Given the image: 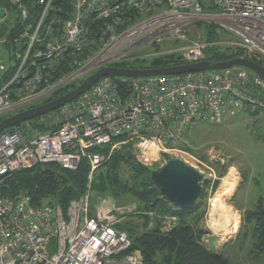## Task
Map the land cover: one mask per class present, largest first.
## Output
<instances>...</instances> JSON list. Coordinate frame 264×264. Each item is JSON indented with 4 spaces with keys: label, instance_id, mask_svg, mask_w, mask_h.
Wrapping results in <instances>:
<instances>
[{
    "label": "built area",
    "instance_id": "2783aa9c",
    "mask_svg": "<svg viewBox=\"0 0 264 264\" xmlns=\"http://www.w3.org/2000/svg\"><path fill=\"white\" fill-rule=\"evenodd\" d=\"M10 2L22 29L0 35V76L14 67L0 87V115L164 41L187 42L178 48L184 63L212 60L211 52L264 66V0H74L64 22L49 19L53 0L33 1L41 7L34 18L26 0ZM10 20L9 10L0 8V33ZM194 22H206L218 37L189 42ZM227 34L234 38L221 37ZM239 113L258 116L253 131L264 135V77L238 66L104 77L62 107L1 132L0 264H144L116 215H91L89 190L64 210L60 204L35 206L27 193L6 195V180L38 164L77 170L82 161L91 180L109 158L100 148L129 142L148 162L151 153L176 151L177 143L194 146L190 134L201 123H222ZM53 238L55 251L49 247Z\"/></svg>",
    "mask_w": 264,
    "mask_h": 264
},
{
    "label": "rangeland",
    "instance_id": "374dc122",
    "mask_svg": "<svg viewBox=\"0 0 264 264\" xmlns=\"http://www.w3.org/2000/svg\"><path fill=\"white\" fill-rule=\"evenodd\" d=\"M189 27L191 28L188 31L189 42L215 40L213 37H208L212 33L207 29L208 24L206 22H194ZM221 37L234 38L232 34ZM184 44H187V42L164 41L159 45H148L132 54L128 62L135 66H145L162 56L176 55L181 57L178 48ZM244 69L251 71L245 67ZM89 75L77 78L74 83L81 84ZM51 96H47L34 103L44 102L45 99ZM29 105L31 104H24L1 115H12L21 111V108H29ZM256 117L258 118V116ZM256 117L254 115L239 113L237 116H226L222 123L200 124L190 134V138L194 142V146H192L193 151L177 148L176 151L154 152L150 154L151 160L143 162L137 158L132 143L126 142L117 146V148L107 150L108 160L115 150H124L128 146L130 148H126V150L132 151L135 163L145 165L149 168L150 172L162 168L170 158H181L206 177V180L202 183V196L195 205L196 211L186 216L187 222L195 230L203 232L202 243L209 250L227 257L231 264H264V251L259 253L255 251L256 248L254 246L253 231L256 217L253 216L251 218L248 216L249 211L254 212L258 211V208H264V135H258L253 131ZM261 117L263 116L261 115ZM132 168V164L127 163L121 164L120 167L122 180L129 181L131 186L135 185V182L131 179ZM138 183L140 184V182ZM87 190L91 193L90 210H92L93 204L96 201V209L102 206L106 207L105 211L108 210L107 205H116V207H112L108 212L110 211L111 215L117 216L119 219L118 224L124 221L127 222L137 213L144 212L145 205L139 204L132 194L124 193L116 195L113 192L111 194L110 192L108 194H100L94 191L93 177L88 181ZM216 194H222L226 202L239 217V227L232 229L227 234L215 233L210 228V202ZM102 202L106 203L104 205L100 204ZM123 209H125L124 212H122ZM94 212L100 213L103 211L97 209ZM144 214L150 220L147 226L148 230L159 229L163 233L168 232L169 229L179 224L180 221L178 216L170 213L157 214L155 211H147ZM143 226H137L138 231L140 230L139 232H146L142 230ZM49 247L50 250L55 251L57 247L56 238L51 240Z\"/></svg>",
    "mask_w": 264,
    "mask_h": 264
},
{
    "label": "trees",
    "instance_id": "16d2710c",
    "mask_svg": "<svg viewBox=\"0 0 264 264\" xmlns=\"http://www.w3.org/2000/svg\"><path fill=\"white\" fill-rule=\"evenodd\" d=\"M33 1L35 0H26V4L32 12L31 18H34L41 10L40 6L33 4ZM73 6L74 0H53L49 19L57 18L61 22L66 21L73 13ZM0 8L3 14L6 13V10H9L11 19L9 24L4 25L0 35L15 36L22 29L19 20L15 18V15L17 16L18 14L17 6L13 5L10 0H0ZM31 18L29 22H32ZM15 19L16 21H14ZM211 33L208 37H213V39L218 37L216 29ZM208 58L221 61L229 60L230 57L208 52ZM128 61L127 59L116 62L111 64V66L159 68L184 63L176 55H166L156 58L152 63L145 66H135ZM13 73L14 67L8 66L6 72L0 76V87ZM78 84L73 82L67 85L62 90L52 94V96L50 95V98L45 99L41 103L48 102L65 94L76 88ZM41 103L37 102L29 105V107L37 106ZM23 109L21 108V110ZM6 116L0 115V121ZM120 140L122 138H118L116 141ZM175 147L193 151V147L186 146L183 143H177ZM126 148L130 147L128 146ZM126 148L124 150H115L108 162L95 170L93 174V190L100 194H108V192L110 194L113 192L116 195L124 193L132 194L138 200L139 204L142 203L145 205L143 213H137L127 222L124 221L117 225L118 229L126 231L132 239L133 246L131 250H141L144 264H231L229 259L224 255L209 250L201 241L203 232L195 230L187 222L186 216L193 214L196 211V206L192 209H178L171 206L162 198L159 188H156L152 182V172H150L149 168L143 164H136L132 151L129 149L126 150ZM109 149L110 147L107 146L100 148L99 151H107ZM123 163L132 164L131 179L135 182V185L131 186L129 181L122 180L120 167ZM105 168L107 169L106 171ZM89 171L90 166L86 161H82L77 170L65 169L54 163L38 164L32 168L14 173L6 180L3 189L4 193L8 196H16L19 193L29 194L35 206H42L49 203L60 204L66 210L73 199L86 192ZM147 211H155L157 214L170 213L176 215L180 218L179 224L166 233H163L159 229L148 230L149 228L147 226L150 220L144 214ZM248 216L251 218L253 216L256 217V224L253 231L254 246L256 248L255 251L262 253L264 251V208H258V211L254 212L249 211ZM139 225H144L142 230L146 232H139L140 230L138 231L137 229Z\"/></svg>",
    "mask_w": 264,
    "mask_h": 264
},
{
    "label": "water",
    "instance_id": "95a60500",
    "mask_svg": "<svg viewBox=\"0 0 264 264\" xmlns=\"http://www.w3.org/2000/svg\"><path fill=\"white\" fill-rule=\"evenodd\" d=\"M238 66L253 70L264 77V66L243 57L226 61L204 60L159 68L104 66L90 74L81 84L65 94L6 116L0 121V133L23 121L53 111L75 100L104 77L147 78L204 70H222ZM151 179L154 185L159 188L162 198L171 206L178 209H192L202 196V183L206 180V177L184 160L176 157L170 158L162 168L153 171Z\"/></svg>",
    "mask_w": 264,
    "mask_h": 264
},
{
    "label": "bare ground",
    "instance_id": "6f19581e",
    "mask_svg": "<svg viewBox=\"0 0 264 264\" xmlns=\"http://www.w3.org/2000/svg\"><path fill=\"white\" fill-rule=\"evenodd\" d=\"M209 218L210 228L215 233L227 234L232 229H237L240 223L239 217L222 194H216L211 199Z\"/></svg>",
    "mask_w": 264,
    "mask_h": 264
},
{
    "label": "crops",
    "instance_id": "0c3cea01",
    "mask_svg": "<svg viewBox=\"0 0 264 264\" xmlns=\"http://www.w3.org/2000/svg\"><path fill=\"white\" fill-rule=\"evenodd\" d=\"M97 202V201H96ZM96 202L93 204V208H92V210H91V215H95L96 213L94 212V211H97V209H100V210H102V211H105V209H106V207H102L101 206V208H99V207H97V209H96V207L95 206H97V204H96ZM106 202H102V203H100V204H105ZM116 207V205H110V206H108L107 205V208H108V210H110V209H112V207ZM119 207H123V206H119ZM108 210H106V211H108ZM122 219H124V218H122Z\"/></svg>",
    "mask_w": 264,
    "mask_h": 264
}]
</instances>
